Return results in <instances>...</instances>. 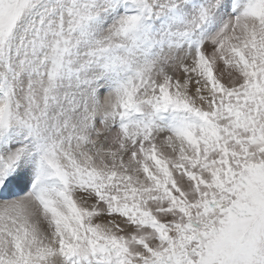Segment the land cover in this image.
Listing matches in <instances>:
<instances>
[{"label": "snow or ice", "instance_id": "6c2138e0", "mask_svg": "<svg viewBox=\"0 0 264 264\" xmlns=\"http://www.w3.org/2000/svg\"><path fill=\"white\" fill-rule=\"evenodd\" d=\"M0 264H264V0H0Z\"/></svg>", "mask_w": 264, "mask_h": 264}]
</instances>
